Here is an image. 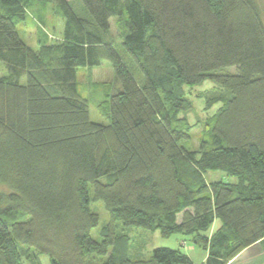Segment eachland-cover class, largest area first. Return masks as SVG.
<instances>
[{"label": "trees", "instance_id": "1", "mask_svg": "<svg viewBox=\"0 0 264 264\" xmlns=\"http://www.w3.org/2000/svg\"><path fill=\"white\" fill-rule=\"evenodd\" d=\"M54 1L65 17L63 40L36 53L16 28L27 16L23 0H0L8 70L0 77V264H42V254L53 264H196L170 247L129 258L117 223L191 235L208 250L200 264H227L264 246L259 0H82L84 16L70 0ZM112 18L143 84L109 38ZM104 59L119 81L104 104L107 124L91 119L77 83L79 67ZM207 78L230 96L191 150L182 144L191 129L180 116L192 108L185 86ZM209 170L235 182L208 181ZM90 187L111 216L101 240L91 235L100 217Z\"/></svg>", "mask_w": 264, "mask_h": 264}, {"label": "rangeland", "instance_id": "2", "mask_svg": "<svg viewBox=\"0 0 264 264\" xmlns=\"http://www.w3.org/2000/svg\"><path fill=\"white\" fill-rule=\"evenodd\" d=\"M70 1L77 13L82 16L86 15L82 0ZM259 2L264 21V0H259ZM23 3L26 7L27 16L24 21L16 25L22 40L36 53L41 51L44 46L60 43L63 40L65 17L57 2L54 0H23ZM109 38L132 75L140 84H143L145 76L132 56L125 50L122 43V28L114 18H112ZM235 71V67L224 70V72ZM7 73L5 63L0 60V77ZM21 81L25 83L26 77H22ZM77 83L80 93L89 103L91 119L95 122L109 123L104 104L107 101L108 93L119 86L111 61L104 59L98 66L79 67L77 69ZM185 92L191 100L192 108L187 112H182L180 116L189 121L191 129L189 136L182 141V144L191 150H198L201 142L206 138L205 133L211 126L213 115L223 105V100L230 96V93L212 78H207L196 85H186ZM205 177L208 181L219 180L224 177V179L235 182L234 177L224 176L221 170H209ZM101 180L107 181V177H102ZM2 189L4 187L0 185V190ZM90 195L92 197L91 209L100 217L99 224L92 229L91 235L95 239L101 240L102 230L111 222V216L103 201L93 199L91 187ZM219 223H221L220 220H216L212 226L213 229L219 226ZM115 229L118 239L125 242V254L131 259H147L157 247L181 248L192 257L196 264L202 263L208 255V250L196 243L195 238L191 235L176 232L170 236H163L159 230H149L139 226H124L121 223H117ZM112 249L113 246L110 251ZM107 257L108 255L96 257V261L103 262ZM39 259L42 264H53L46 254L40 255ZM227 264H264V246L255 244L248 247Z\"/></svg>", "mask_w": 264, "mask_h": 264}]
</instances>
